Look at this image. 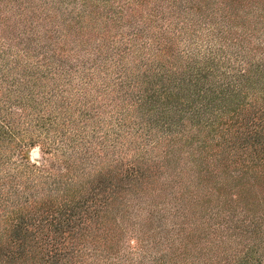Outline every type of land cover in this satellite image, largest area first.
Instances as JSON below:
<instances>
[{
  "label": "trees",
  "instance_id": "trees-1",
  "mask_svg": "<svg viewBox=\"0 0 264 264\" xmlns=\"http://www.w3.org/2000/svg\"><path fill=\"white\" fill-rule=\"evenodd\" d=\"M7 1L18 17H6L3 33L21 25L26 35L7 42L9 51L11 44L21 46V57L15 52L10 64L0 49V264H264V0ZM235 2L245 9L240 18L250 32L244 38L234 28ZM34 18L38 24L31 23ZM120 25L127 26L124 40L109 45L106 32ZM97 36L91 49L96 60L132 47L141 54L143 71L125 73L119 83L140 87L135 97L123 91L130 106L116 111L124 128L131 127L125 149L105 165L94 153L87 166L91 142L84 126L78 133L72 127L94 115L61 93L62 84L74 80V65L61 54L87 51ZM247 37L248 46L238 45ZM182 39L186 44L178 51L175 43ZM68 41L72 48L66 49ZM38 50L41 60L27 62ZM86 59L77 77L83 85L96 61ZM42 78L50 80V92L36 97ZM57 108L63 110L59 115ZM125 114L136 120L127 123ZM51 134V144L64 145L49 146ZM35 142L42 153L30 161L27 152ZM74 155L76 163L67 161ZM230 162L249 171L235 167L233 174L224 168ZM60 164L65 173L52 172ZM153 177L155 197H164L168 206L133 220L131 231L122 221L125 209L116 220L110 206L122 196L126 205L148 210L152 199L145 189ZM156 214L171 219L159 239L142 230ZM143 237L152 239L156 251L162 240L167 249L143 252ZM125 240L136 246L125 250Z\"/></svg>",
  "mask_w": 264,
  "mask_h": 264
},
{
  "label": "rangeland",
  "instance_id": "rangeland-1",
  "mask_svg": "<svg viewBox=\"0 0 264 264\" xmlns=\"http://www.w3.org/2000/svg\"><path fill=\"white\" fill-rule=\"evenodd\" d=\"M220 1V0H219ZM217 1L214 4L215 9L218 8L219 4ZM229 2V0H224ZM250 0H243V3H247ZM12 1H7V0H0V49L6 51V54L8 55V61L6 59V62H8L10 64V57L14 55L15 52H17L18 56L21 57V46L19 44L16 45H10L11 46V50L9 51V49L7 48L8 43L7 42H11L17 41L18 37L24 38L26 33L22 31V27L21 25H17L15 27H13L12 32H10L9 34L7 32L3 33V30L5 29V22L6 17H9L10 20H14V22H17V17L16 14H12L11 9H9V7L13 6ZM150 3H153L152 1ZM242 2H235L232 5V8L235 11H238L236 15H234L233 19L235 23H238L236 25H234V28L237 31H243V38L245 37V35L247 33L250 32V30H246L245 27L242 26V22L244 20H242L240 18V16L243 15V13L245 12V9L242 10ZM253 8H255V6H253ZM215 11V10H214ZM145 12V11H144ZM146 17H149L148 15ZM36 18V17H35ZM32 19L33 21L31 23L33 24H38L39 21L38 19ZM175 21V20H174ZM167 22H163V25H165ZM155 24V23H154ZM38 26V25H37ZM36 26V27H37ZM158 29V27L156 26V28H154V30ZM36 33H43L42 29L40 28V25L35 29ZM127 33V26L126 25H120V28L116 31H114L113 29L110 30L109 32H106V38H107V43L110 45V43H118L120 44L122 42V40H124L125 36ZM226 33V32H225ZM68 36V34H67ZM228 36V34H226V37ZM247 36V35H246ZM150 37V36H148ZM97 38H91L92 40L89 42V44L87 45L88 49L87 51H84V49L81 50L77 49L78 51L74 50V49H70V50H65L62 51L63 54L62 55L63 59H66L65 61H69L70 63H72L74 65L73 69H72V74H73V82L71 84H62V86H65V90L61 93H63L64 96H72V100L70 98V102H76L78 104V106L83 107V109H86L93 114L94 116H89L90 118L87 120H82L78 123L77 126L72 127V130L77 132V127L79 126H84V137L87 138V141H90L91 143H87L89 144V149H91L90 151H92L91 155L89 154L87 157V160L85 161L87 163V166H90L91 163L94 162V160H96L95 158V154H98V157H100L101 159H98V163H102V165L107 164V160L108 157H116L119 154L120 150H124L126 145H125V139H128V135H127V131L129 129V133L131 130L130 128H124V126L120 123L122 122L121 120L118 121V117L116 115V111L118 109H125L128 108L130 106L131 101H127L126 97H123V91L124 92H128V91H132L131 94L135 96H137L139 94L138 90H140V87L134 83V87H132L131 85L129 86H123L120 87L119 83L121 80H123L124 74H138L139 72L143 71V66L140 65L139 59H140V53L138 51H136L137 49H132L130 51H124L121 53V55H115V56H111V54H104L105 58L104 59H95L93 47L96 44ZM206 38V36L204 37ZM151 39V38H148ZM205 40V39H203ZM233 41V39H231ZM252 37H247L246 41L238 43V45H245L248 46V44H246L248 41L251 42ZM199 41V40H198ZM226 41L229 44H232V41H230V39H226ZM59 42L62 43V38L58 39L56 41V43ZM126 43V41H124ZM234 42V41H233ZM58 44V43H57ZM71 43L65 42L64 46L66 49L72 48ZM117 44V45H118ZM185 39H182L181 41H176L175 43V48L176 50H180L183 49L185 46ZM32 45L35 46V42H32ZM129 46V45H128ZM37 47V46H36ZM75 47V46H74ZM234 47V46H233ZM239 47V46H236ZM235 47V48H236ZM231 48H229L228 50H230ZM0 50V51H1ZM41 51L42 50H38V52H31V55H29L28 57H26L27 62L29 63H33L36 61L37 58H39L41 60ZM120 52V51H119ZM135 53V54H134ZM36 54V55H33ZM60 55V57H61ZM146 57L147 55H149V53H145ZM257 55L260 57L261 54L257 53ZM89 57L93 60H96L91 66L90 68L87 69L88 73H92L93 76L91 77V79L87 80L86 83L81 84L78 80L79 78L78 75H80L81 73V60H87L86 58ZM102 57V55H101ZM112 57V58H111ZM257 57V56H256ZM254 57V58H256ZM200 60H202V57H199ZM148 61L150 60L149 58H146ZM119 63H117V61ZM102 64H104V66H106L105 68L102 67ZM200 64L202 65L203 63L200 62ZM67 66V65H66ZM64 66V67H66ZM77 67V68H75ZM83 67V66H82ZM84 69V68H83ZM82 76V75H81ZM119 77H121L122 79H119ZM61 80V79H60ZM61 83L59 82V87L58 90L56 91L57 93L59 92V89H61ZM138 83V82H137ZM51 82L50 80L44 79L42 78L41 81L39 82V87L37 86L35 89V96L39 97L40 95H44L49 93V89L51 88L50 86ZM71 86H73V88H71ZM144 84L141 86L143 87ZM2 87H4V85H2ZM56 87V86H54ZM57 88V87H56ZM2 89V88H0ZM75 89H77V91L75 92ZM76 93L75 95H72V93ZM39 95V96H38ZM86 105V106H85ZM68 109V107H67ZM13 111H17L16 108H12ZM62 109L57 108L56 112L59 115V112L62 113ZM19 112V111H18ZM70 112L73 113L74 116H76V111H74L73 108L70 109ZM127 123L133 121L134 116L130 114H125ZM33 119H35L36 117L33 116ZM136 120V119H135ZM130 126H132V123H130ZM33 130V128L31 129ZM97 131L95 133V136L91 137V133L93 131ZM34 131V130H33ZM137 131H139V129H137ZM51 133V132H50ZM78 133V132H77ZM68 133L66 132V135ZM21 135H25V132L23 131V133H21ZM138 135V134H137ZM49 136V146L54 147V145H64L63 141H60L59 144H56V141L51 144L52 140H53V136L48 135ZM126 136V137H125ZM104 138V144L103 143H99L100 141H102ZM132 137H130L131 139ZM106 139V140H105ZM133 139H137V136H134ZM116 143V145H108L109 143H112L113 141ZM51 141V142H50ZM63 143V144H62ZM123 143V144H121ZM40 143L39 142H35L32 146L29 147V150L27 152V158L30 161H38L40 160V157L37 158L38 154L40 155L41 149L39 147ZM79 143L76 144V148L79 147ZM141 145V144H140ZM115 146V147H113ZM105 148V150H107V152H104L105 150H102ZM130 147V146H128ZM53 150V149H52ZM78 150H80V147L78 148ZM35 153V154H34ZM51 153H56L55 152H51ZM132 151L130 150L128 152V154L125 155V158H129L131 155ZM49 157H54V155L52 156L49 155ZM11 161H16L15 160V156H13L12 158H10ZM67 161H69L70 163H76L78 160L76 158V155H74L72 158L69 157L67 159ZM107 166V165H106ZM235 167L240 168L241 170H245L248 168L245 167L244 165H240V163H234V162H230L228 163V165L226 167H224L225 169H227V171L234 173H238V171L236 172ZM92 168H88V170H91ZM118 169V168H116ZM114 171L115 174H117V171ZM107 169H105L106 171ZM65 167L64 164H60V166L56 169H53L52 172L54 173H65ZM249 171V170H248ZM250 175V172H249ZM247 174V176H249ZM252 179V178H251ZM150 184L147 186L148 188H141V192L145 189V195L149 198L152 199V201L150 202L151 205L149 206L148 210H143L141 209V211H138L135 207H132L130 204L128 203L127 205L124 203V200L122 198V196L118 197L110 206V214H114L113 217L116 218V220L121 219L120 217H118L120 215V212H123V209H125V217L122 219V221L125 224H129L130 226L128 227L129 230L134 231V229L132 230L133 227V220L138 219V217H142L145 216V214H147L148 211L151 210H161L163 211V209H166L168 206L167 201H164V197H155L154 195V190L157 189V184L155 181V177H153V179L150 180ZM154 186V189H150L151 187ZM134 190H138L137 188H134ZM166 192H169V188L166 189ZM124 193V192H123ZM128 194V193H127ZM124 195V194H123ZM143 200H145V196H142ZM142 200V201H143ZM150 201V200H148ZM160 201V202H159ZM137 203V202H136ZM129 207L128 211L126 212V207ZM142 205V204H141ZM146 204H143L142 207H145ZM151 208V209H150ZM136 212V214H135ZM142 213V214H141ZM128 215V217H127ZM158 217V218H157ZM143 227H145V229L143 228L142 230L144 231H149V233H153L155 234V239H159V237H162L163 235H166V230L169 229L171 227V219L170 217H164L163 218V214H161V217H159L157 214L154 216V218L151 219V222L147 221L144 223ZM140 227L137 226L135 227V229H139ZM158 229V231H156ZM128 230V231H129ZM155 232H159L157 235ZM141 233V232H140ZM128 234H126V238L128 237ZM134 238V237H129V239ZM148 239V240H145ZM126 241H124V246H126L125 250H129L131 251L135 246L136 243L134 242L133 244H126ZM152 239L143 237L142 240V246L141 247L144 250L148 251L149 253H159L160 251H165V249H167V246H165V241L162 240V244H159L157 251L155 248H151V245H149L148 242H151ZM141 242V241H140ZM198 241H196L195 243H197ZM132 245V246H131ZM140 246V245H139ZM137 254V251H135V255ZM193 264H197L196 262Z\"/></svg>",
  "mask_w": 264,
  "mask_h": 264
},
{
  "label": "water",
  "instance_id": "water-1",
  "mask_svg": "<svg viewBox=\"0 0 264 264\" xmlns=\"http://www.w3.org/2000/svg\"><path fill=\"white\" fill-rule=\"evenodd\" d=\"M35 154V153H34Z\"/></svg>",
  "mask_w": 264,
  "mask_h": 264
}]
</instances>
